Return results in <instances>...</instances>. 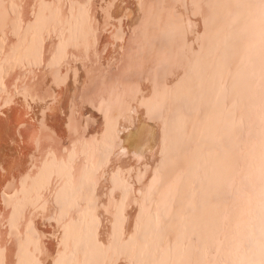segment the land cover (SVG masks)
Wrapping results in <instances>:
<instances>
[{
    "label": "bare ground",
    "instance_id": "bare-ground-1",
    "mask_svg": "<svg viewBox=\"0 0 264 264\" xmlns=\"http://www.w3.org/2000/svg\"><path fill=\"white\" fill-rule=\"evenodd\" d=\"M0 264H264V0H0Z\"/></svg>",
    "mask_w": 264,
    "mask_h": 264
}]
</instances>
